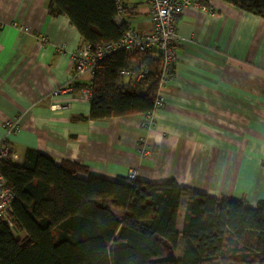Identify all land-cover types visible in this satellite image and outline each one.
<instances>
[{
  "label": "crops",
  "instance_id": "obj_1",
  "mask_svg": "<svg viewBox=\"0 0 264 264\" xmlns=\"http://www.w3.org/2000/svg\"><path fill=\"white\" fill-rule=\"evenodd\" d=\"M124 2L130 25L150 34L149 1ZM209 3L213 14L187 9L179 16L174 76L151 116L91 121L83 89L93 74L75 77L73 54L83 41L70 20L50 15L51 0H0V140L15 162L21 166L32 149L58 165L80 163L90 176L112 180L135 171L137 180L175 181L256 207L264 200V19L223 0ZM14 120L19 128L8 134L5 123ZM187 201L184 193L178 258Z\"/></svg>",
  "mask_w": 264,
  "mask_h": 264
},
{
  "label": "trees",
  "instance_id": "obj_2",
  "mask_svg": "<svg viewBox=\"0 0 264 264\" xmlns=\"http://www.w3.org/2000/svg\"><path fill=\"white\" fill-rule=\"evenodd\" d=\"M223 1L264 19V0ZM49 13L66 16L83 43L95 48L124 34V26L115 22L114 0H51ZM143 68L149 74L139 82L123 74ZM162 69L157 49L109 55L93 71L88 119L151 115L160 97ZM12 154L0 160V172L15 196L14 229L0 222V264H264V200L250 207L187 191L175 181L94 177L80 163L58 165L32 149L25 151L20 166ZM184 193L183 254L175 261H157L167 256L168 246L177 254ZM17 230L26 233L23 240L15 237Z\"/></svg>",
  "mask_w": 264,
  "mask_h": 264
},
{
  "label": "built area",
  "instance_id": "obj_3",
  "mask_svg": "<svg viewBox=\"0 0 264 264\" xmlns=\"http://www.w3.org/2000/svg\"><path fill=\"white\" fill-rule=\"evenodd\" d=\"M114 1L117 7L115 22L119 26H124L122 38L117 42L96 48L91 44L81 43L73 54L75 77L83 78L87 74H93L96 65L115 52L157 49L163 58L161 75V87L163 88L167 81L174 76L173 69L177 61L176 45L180 38L177 32L179 16L187 9H195L203 13L213 14L209 0H148L151 5V22L153 26L150 34L138 31L127 21L125 0ZM40 40L42 43L45 42L44 38ZM123 74L134 82H139L148 76L149 70L143 68L137 73L124 72ZM83 95L85 99L91 101L93 95L91 85L83 89ZM161 101L159 97L157 108L161 105ZM5 127L8 130V134L15 133L19 128V121H8L5 123ZM146 128L149 129L150 124H147ZM10 153V147L0 140V160L9 156ZM141 154L143 156L147 154L145 148L141 150ZM12 158L14 161L17 160L14 154H12ZM128 177L136 180L137 173L131 171ZM14 198V193L9 189L6 180L0 172V222H6L12 229H14V224L10 218V213Z\"/></svg>",
  "mask_w": 264,
  "mask_h": 264
},
{
  "label": "water",
  "instance_id": "obj_4",
  "mask_svg": "<svg viewBox=\"0 0 264 264\" xmlns=\"http://www.w3.org/2000/svg\"><path fill=\"white\" fill-rule=\"evenodd\" d=\"M177 259L176 254L174 253V251L170 248V246H168V253L167 256L161 260H157V261H175ZM217 264H221L220 262H218Z\"/></svg>",
  "mask_w": 264,
  "mask_h": 264
},
{
  "label": "rangeland",
  "instance_id": "obj_5",
  "mask_svg": "<svg viewBox=\"0 0 264 264\" xmlns=\"http://www.w3.org/2000/svg\"><path fill=\"white\" fill-rule=\"evenodd\" d=\"M15 233V235H16V232H14Z\"/></svg>",
  "mask_w": 264,
  "mask_h": 264
}]
</instances>
